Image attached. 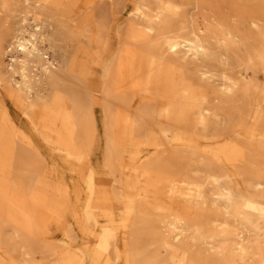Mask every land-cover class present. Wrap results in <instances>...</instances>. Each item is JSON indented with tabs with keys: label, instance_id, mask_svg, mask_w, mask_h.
I'll use <instances>...</instances> for the list:
<instances>
[{
	"label": "bare ground",
	"instance_id": "1",
	"mask_svg": "<svg viewBox=\"0 0 264 264\" xmlns=\"http://www.w3.org/2000/svg\"><path fill=\"white\" fill-rule=\"evenodd\" d=\"M0 264H264V0H0Z\"/></svg>",
	"mask_w": 264,
	"mask_h": 264
},
{
	"label": "rangeland",
	"instance_id": "2",
	"mask_svg": "<svg viewBox=\"0 0 264 264\" xmlns=\"http://www.w3.org/2000/svg\"><path fill=\"white\" fill-rule=\"evenodd\" d=\"M101 142V140L99 141V143ZM100 148V147H99ZM99 151V150H98ZM22 238H21V236H17V240H21ZM40 257H41V255L40 254H38V259H40Z\"/></svg>",
	"mask_w": 264,
	"mask_h": 264
}]
</instances>
